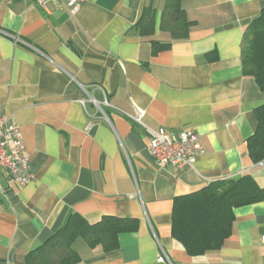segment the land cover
<instances>
[{"label":"crops","instance_id":"obj_1","mask_svg":"<svg viewBox=\"0 0 264 264\" xmlns=\"http://www.w3.org/2000/svg\"><path fill=\"white\" fill-rule=\"evenodd\" d=\"M166 3L84 0L72 17L60 5L0 0V110L21 128L34 176L25 186L0 176V264H26L72 214L139 222L110 253L78 240L80 264H264V202L235 209L231 236L204 256L172 236L178 198L246 174L264 186L248 149L264 94L241 61L264 0H184L185 40L161 30ZM146 8L156 24L144 37L134 26ZM153 42L170 48L154 55ZM147 129L196 132L195 166L161 169Z\"/></svg>","mask_w":264,"mask_h":264},{"label":"trees","instance_id":"obj_2","mask_svg":"<svg viewBox=\"0 0 264 264\" xmlns=\"http://www.w3.org/2000/svg\"><path fill=\"white\" fill-rule=\"evenodd\" d=\"M184 0H167L162 12L160 28L169 32L173 40L189 37L191 23L182 8ZM156 12L146 8L134 26L140 36L155 32ZM170 48V44L152 43L156 55ZM242 73L252 79L264 94V9L244 34ZM258 127L248 140L249 155L254 164L264 168V105L256 109ZM264 202V186L249 174L238 179L216 181L200 191L176 200L172 217V236L191 257L204 256L222 248L232 234L234 210ZM135 219L103 217L91 224L78 214H72L65 225L50 239L31 251L26 264H80L74 245L82 240L90 249L101 248L105 253L119 249L122 234L138 230Z\"/></svg>","mask_w":264,"mask_h":264},{"label":"built area","instance_id":"obj_3","mask_svg":"<svg viewBox=\"0 0 264 264\" xmlns=\"http://www.w3.org/2000/svg\"><path fill=\"white\" fill-rule=\"evenodd\" d=\"M35 4L46 9L48 5H60L65 8L69 14L76 16L84 2V0H33ZM18 38L15 39L17 43ZM87 92V89L82 86ZM94 101V99H92ZM85 107L86 101H81ZM102 105L109 106L108 100L99 105L104 120L109 122L107 114L104 112ZM134 121L143 125L141 117H137ZM150 136L148 145L149 153L155 163L161 168L170 166L194 167L198 161L199 155L203 152L199 135L191 130H183L180 132H169L166 129L149 130ZM263 166V164H262ZM0 176L13 181L19 186L29 184L34 176L31 172L30 157L26 149L24 136L21 128L16 125L12 119L0 110ZM264 241V237H263ZM168 257L165 253L160 256L159 262L165 263Z\"/></svg>","mask_w":264,"mask_h":264},{"label":"rangeland","instance_id":"obj_4","mask_svg":"<svg viewBox=\"0 0 264 264\" xmlns=\"http://www.w3.org/2000/svg\"><path fill=\"white\" fill-rule=\"evenodd\" d=\"M80 242H83L82 240H79Z\"/></svg>","mask_w":264,"mask_h":264}]
</instances>
